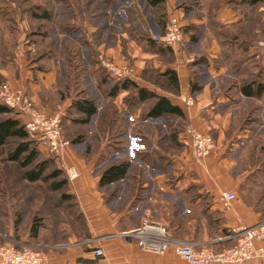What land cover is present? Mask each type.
Returning a JSON list of instances; mask_svg holds the SVG:
<instances>
[{
    "label": "crops",
    "instance_id": "obj_1",
    "mask_svg": "<svg viewBox=\"0 0 264 264\" xmlns=\"http://www.w3.org/2000/svg\"><path fill=\"white\" fill-rule=\"evenodd\" d=\"M137 1L140 6L138 8L131 7V38L128 36L131 39V57L136 61L133 64L138 74L136 83L156 95L167 97L172 105L183 110L185 117L183 120L171 117L144 120L141 119V116L148 113L149 103L140 102L134 106L136 109L134 114L130 115L129 108L124 103L129 92L119 91L116 96H109L107 89L113 85L110 79L103 75L106 73L101 68L94 67L91 62H88V69L90 68L91 73L94 72L100 86L99 91L106 95V99H108L106 102L109 104L107 106L105 101L101 100L102 95H96L94 97L97 101L96 115L101 114L100 111L110 112V117L111 115L113 117V121L110 119V124L114 125L115 121L117 122L116 126L119 127L122 123V130L131 129V131L138 132L146 144V151L141 157L148 156L155 166L146 163L143 158L135 159L131 163V171L129 170L125 179L106 187H100V176L104 170L125 157H109L107 153H97L88 158L85 154L88 139L84 140L82 144H75L73 143L74 139H69L73 146L64 151L62 162L63 165L76 167L79 171V178L73 183L69 182V195L74 197V202L82 215L79 220V228H74L78 221L73 219H71L72 225L66 222H56L54 226L49 223L48 228L42 230L40 238L31 241L29 230L33 216L32 210L38 203L37 200H33L30 204L32 207L27 212L18 201V207L21 205L23 213L18 238L12 240L14 230H7L5 234L0 233V243L12 241L23 247L38 249L48 256L47 264H188L176 256L170 247L163 254L150 252L142 249L138 240L127 236V234L144 229L148 226L146 225L148 222L152 227L163 228L173 243L192 242L198 248L206 246L220 252L231 247L229 242L232 241L224 236L225 229L230 231L236 227L253 226L264 222L261 220L263 219L262 214L256 210L257 207L255 209L256 204L247 202L245 198L238 199L230 212H224L220 205L222 192L231 191L237 195L239 193L235 178L245 175V172L242 171L238 175L237 168L239 164H243L240 160L247 158L243 157L244 149L241 146H247L246 140L250 134L246 127L233 137H231L232 135L227 137V132L231 130L232 123L239 122V118L250 112V104H255L258 110V107L261 108L260 104L264 105V100L255 101L240 93V80L229 72L218 38L219 35L221 36V27L225 29L224 33L227 30L239 32L240 29H243L244 38L252 31L259 34L260 37H255L256 41L249 47L250 58L245 61V66L249 69V64L254 62V69H252L253 71L249 70L250 73L264 80L262 66L264 52L258 47V43L262 41L263 37L264 3L259 2L260 6L257 7L248 4V1L252 0H165L164 14H169L179 2H182L184 9H187L183 13L184 25L187 29L191 26L188 29L190 32L187 37L186 50L177 53L175 60L171 62L168 61V58L150 51L147 46L149 39L146 34L164 32V25L160 22L163 20L162 15L159 16L158 13H155L146 0ZM131 3L134 4L133 1ZM179 10L180 13L183 12L182 8ZM37 14L40 15V13ZM29 15L32 27L40 28V22L35 20L32 13ZM67 16L69 15L67 14ZM97 16L100 24L96 25L95 33L99 35H95L94 31L91 34L98 37H96L99 41L98 44L95 43L96 39H93L95 45L90 42L92 36L89 35L87 36L89 38H86L83 31L89 30L86 31L82 26L80 30H73L74 28H70L71 31L65 30L66 33L61 39L62 43L59 41V44H55V48L57 51H63L61 54L66 56V60L61 62L59 60L56 64L52 63L55 59L42 60L45 56L49 57L55 53L52 44L44 50L40 47L39 51L42 52H39L37 42L34 43L37 51L41 53L39 56L36 55V60H34L30 58L26 49L28 45L24 43L26 40L23 38L20 43L21 56L17 57V65L23 64L24 67L19 71L9 68L1 72L4 77L14 76L7 83L16 89L24 90L41 108V105H45L44 101L46 100H44L43 93L40 92V86H34L28 82V74L24 75L28 71H26V67L30 61L34 60L36 68H45V70L38 69L37 72L38 78L43 80L44 86L50 87L55 83L62 86L69 76L66 63L74 67L78 65V61H82V58L74 55V50L77 55L80 52L76 45L78 35L82 43L84 39L92 44L97 55L99 52H103L119 64L117 51L121 49V46L112 42V30L115 28L116 22L118 24L125 22L126 24L129 19L126 16L122 17L120 13L111 15L99 13ZM54 20L55 14L53 13L51 21L44 26H49ZM44 26H41L39 31H43ZM105 27H107L106 33L104 32V38H102L101 30ZM91 29L94 30V27ZM192 34L195 37L194 40H190ZM239 36L242 37L241 35L237 37ZM106 37L110 46L108 50L104 51L103 39ZM243 40L234 42L235 51L242 48L245 43ZM191 59L195 60L194 64L189 62ZM36 61H40L39 65ZM151 64L153 66L149 67ZM60 66L63 67V74ZM79 66L82 64L80 63ZM145 66H148L149 71H160L161 73L167 69L175 71L178 75L179 92L163 89L150 80L142 78L141 72ZM16 68L19 69L18 66ZM81 71L84 70L76 69L75 88L78 87L76 84H79V88L82 84L80 82ZM85 80V85L92 84L88 77ZM192 87H194L193 90ZM29 88H31L30 91ZM58 90H60L59 87L54 86L52 93L56 94ZM81 92L80 89L78 92L75 91V94L79 96L77 97L78 101L87 100ZM183 95L194 97L195 106L187 108L181 101ZM209 102L214 103V109L201 111V106ZM70 107L73 108V103H70ZM257 110L254 112L257 113ZM6 115L11 116L12 114L8 110ZM128 116L135 117L137 122L131 123L130 126L127 123ZM101 122L102 118L98 123L97 132H99ZM186 124H191L202 132L210 133L216 140V152L202 164L193 159L176 137H172L174 128L180 129V125L185 126ZM108 125L104 128L105 131L102 132V135H106V138L117 136V131L113 132L107 129ZM119 127H116V130ZM89 140L92 142L95 139L91 137ZM167 147H171L172 150ZM168 161L173 164L172 168L168 166ZM147 166L151 168L149 169ZM246 174L247 180L250 179L252 172H246ZM243 190L248 193L249 187L243 188ZM249 198L251 199L250 194ZM23 200H25L24 197H21L20 202L23 203ZM10 220L14 224V219ZM71 229H73L72 233H70ZM146 230L148 229L146 228ZM97 249H102L105 256L96 257L94 251ZM245 264H264V259Z\"/></svg>",
    "mask_w": 264,
    "mask_h": 264
},
{
    "label": "rangeland",
    "instance_id": "obj_2",
    "mask_svg": "<svg viewBox=\"0 0 264 264\" xmlns=\"http://www.w3.org/2000/svg\"><path fill=\"white\" fill-rule=\"evenodd\" d=\"M131 1L134 2V4L131 3ZM129 3V4H128ZM138 8L140 6L139 2L137 0H0V13H3L6 15L7 18L4 17V15L0 16V85L3 83H7L9 79L13 78L14 76H7L4 77V75L1 74V72L8 70L9 68H13L16 71H19L21 69H17V57L21 56V48L20 43L22 39L24 38L26 41L24 43L30 42V45L33 43H36L38 47V51L41 47L42 50L48 47V45H53L55 53L52 54V56H45L42 60L47 59H55L52 62L53 64L56 62H61L66 60V56L62 55L61 53L63 51H57L55 48V44L62 43V37L65 35L66 27L70 24L69 28H74L73 30H80L81 26L85 28V30H89L87 32L83 31V34H85L86 38H89L87 36L90 35V42L95 45L98 44V37L95 35H99L95 33V29L97 28L96 25L100 24V22L97 20V15L99 13H108L109 15L114 13H120L122 14V17L126 16L127 19H129V22L125 24L119 22V24L116 22L115 28L112 30L113 34V40L112 42L117 45L119 44L121 46V49H118L117 51V60L120 62L119 64H127V65H133L136 63V61L133 60L131 57V7ZM50 8L51 13L55 14V20L52 21V23L49 26H44L42 29L43 31H39L40 28H34L31 25V18L29 17L30 13H43L46 9ZM177 10L181 9L183 12H181V16L184 19V11L187 9H184V4L181 2L178 3V5L175 7ZM165 8L161 10L162 13H165ZM159 12V11H158ZM67 14L69 16H67ZM5 18V19H4ZM121 18V17H120ZM7 19V20H6ZM94 27V30L91 28ZM107 27L101 30L102 34L101 37L104 38L103 34L105 32ZM94 31L95 35L91 34ZM106 33V32H105ZM255 32H251L249 36L252 38H255L259 34H256ZM84 36V35H83ZM94 36V37H93ZM130 38H129V37ZM78 35L76 41V45L78 48V51L80 50L79 54L77 55L76 50H74V55L76 54L77 57L82 58V61H78V65L81 63L82 66H74L72 67L69 63L67 64V70L69 71V76L66 82L60 86L58 83L53 84L50 87L44 86L43 80L38 78V69L39 70H45V68L40 67L36 68L34 65V60H36V55L39 56V52L42 51H30L27 46V52L30 54V58L34 59L30 61L28 67H26V74H28V82L35 85L40 86V92L43 93L44 97V104L41 105V108H45V111H50L52 113L55 112H62L64 114L63 116V132L68 139H75L76 137H80L84 135V137L87 140V150L85 152L86 156L90 158L93 155H96L97 153H107L109 157H125V160L127 158V161L131 163V153L129 152L131 149V141L129 142V135L132 136H142L138 135V132H135L134 130H128L126 136H122L121 134L125 133V130H122V123L119 126H116V123L114 121V125L112 123L110 124V119L113 121V117L110 112L105 113L104 111H100L101 114H98L94 116V118L91 119L90 123L87 126H83L81 121L83 117L77 112L75 108V101H78L79 97L75 94V91H79V89L82 91L83 97L87 99H92L96 103V95L100 94L102 95L101 100L105 101V104L109 106L108 99H106V95L103 94V92L99 91L100 86L98 85V80L94 74V72L91 73L90 68L88 69V62H90V59L93 55V50L89 47H86L83 45L82 41L79 38ZM97 37V38H96ZM100 37V39H101ZM117 38V39H115ZM40 43H38V41ZM96 39L95 43L94 40ZM93 41V42H92ZM262 41H264V31H263V37ZM103 44L105 46V50H108V47L110 44L108 43V38L106 37L103 39ZM102 43V42H101ZM91 44V45H92ZM188 42L186 41L185 44L181 47L182 51H185L187 48ZM22 46V45H21ZM60 48V46H59ZM66 49L64 48V51ZM90 50V51H89ZM97 51V50H96ZM60 52V53H59ZM99 52V50H98ZM119 52V53H118ZM264 52V50H263ZM46 53V52H45ZM51 53V52H50ZM97 53V52H96ZM100 53V52H99ZM98 53V54H99ZM47 58V59H46ZM89 60V61H88ZM41 61V60H40ZM38 62V65L40 63ZM142 63V61H140ZM42 65H44L43 62H41ZM195 61L191 64H194ZM142 65V64H141ZM153 66L152 64L149 65V67ZM249 70L253 71L255 63L252 62L249 64ZM263 69H264V62L262 63ZM39 67V66H37ZM61 67V73L63 74V67ZM148 66H145L143 68V71L141 72L142 77L145 80H150L153 83H156L157 85H160L163 89H168L170 91H173L171 88H166L168 85L166 80H163L161 78L157 77V74L155 72H150L147 68ZM82 69L84 71H81L82 76L81 78V86L79 88V84H76L78 87L75 88L74 81L76 80V69ZM47 69V67H46ZM16 74V73H15ZM102 74V73H101ZM103 75H105L103 73ZM98 76V75H97ZM83 77V78H82ZM88 77L89 80L92 82V84H86L85 78ZM100 78V76H98ZM97 82V83H96ZM74 85V86H73ZM57 86L60 90L56 94L52 93L53 87ZM29 87V86H28ZM31 87V86H30ZM31 88H29L30 91ZM93 94V95H92ZM70 103H73V108L70 107ZM47 105V106H46ZM261 108L258 107L257 114H253L252 118L249 119L250 123L257 118L259 121L254 122L256 124H253L251 127V133L255 131L254 134L250 140V135L246 140L247 146H241L243 148L244 156L247 157L246 159L242 158L240 162H243L245 164V168L243 164L238 165V175L241 174L242 170H245V175L241 177L238 176L235 178L237 187L239 189V193L237 195V200L240 198H245L247 202H257L256 196H252L251 199L249 198V191L246 193L243 188H246L249 183L253 185H260L264 187V178H260L263 173H260L259 177H255L253 180L246 178V172H251L255 170L263 171L264 172V105H259ZM8 112V109L4 107L2 104H0V120L5 117H10V115H6ZM105 113V114H104ZM248 114V113H247ZM247 114L243 116L242 118H239V122L232 123L231 130L227 132V137L238 134L240 130H244V120H246L245 117H247ZM107 115L109 116L107 119H104V123L109 124L108 128H113V132L117 131V136L113 135L111 138H106V135H102L99 132H97V126L100 121V119L103 116ZM116 118V117H114ZM124 118V117H123ZM121 120V118H120ZM121 122V121H120ZM131 120L130 117H127V123L131 126ZM173 123V121H171ZM116 127H119V129L116 130ZM106 128V126L104 127ZM107 128V129H108ZM115 129V130H114ZM115 134V133H114ZM119 134V135H118ZM210 134V133H209ZM211 135V134H210ZM213 136V135H211ZM91 137H93L95 140H89ZM116 137H119V139H116ZM214 138V136H213ZM240 141V140H239ZM245 140L243 139V142ZM143 144H145L143 140ZM146 145V144H145ZM178 145V144H176ZM11 146L0 148V196L3 195V193H7L6 188L13 189L11 193L15 194L16 202L19 201V203L22 205V207L28 212L29 206H31V202L34 200H39L38 205H34L32 214H36V210L39 209L38 217H44L47 222L45 223V227L49 225V223H52L55 226V223H62L66 222L69 225L71 224V219L74 221L77 220L76 218L77 213L74 211V207L70 206L69 204H60L59 202V195L58 193H52L48 189V185L39 182L36 185H27L22 180V169L17 163H11L7 160L9 152H11ZM170 150H172L171 147H167ZM253 153V156L252 154ZM255 154V155H254ZM45 155V158H48L47 154ZM144 155V154H143ZM137 158L142 159V155H136ZM251 156L253 159H251ZM50 157V156H49ZM173 158V156L171 155ZM44 158V159H45ZM174 159V158H173ZM244 160V161H243ZM169 167H173V164L171 162H167ZM100 164V163H99ZM247 164V165H246ZM62 164H59L58 166L61 167ZM131 166V164H130ZM131 171V167H130ZM234 179V178H233ZM246 179V180H245ZM57 182H60V179L56 180ZM245 181V182H244ZM248 183V184H247ZM25 189L23 190V193L18 191L17 189H21L23 187ZM255 190V188H253ZM250 190V189H249ZM18 191V192H17ZM243 191V193H241ZM259 192V190H258ZM260 192H264L263 190H260ZM21 197H24L25 200H23L21 203L20 199ZM49 199L51 202H46L45 204H42V201ZM13 204H8V200H0V225L4 227L5 231L7 230H14V224H12V221L10 219H14L15 223V217L16 214L20 213L21 205L14 204L15 200H13ZM259 202L264 205V195H260ZM27 204L28 206H25ZM4 205V210L1 206ZM57 205V206H56ZM60 206V209L59 207ZM32 207V206H31ZM17 210V211H16ZM258 210H261V207H258ZM264 211V209H263ZM57 213V214H56ZM21 212V216H22ZM20 216V219H21ZM45 220V221H46ZM78 221V220H77ZM79 221L74 225V228H79ZM48 228V227H47ZM46 228V229H47ZM73 228V227H72ZM73 232V229L70 230V233ZM14 234V232H13ZM12 234V240L15 239V237ZM18 234V233H17ZM6 241V240H5ZM6 243H12L15 244L18 248H22L23 246L18 245L15 242H3L2 244ZM34 243V242H33ZM229 246L234 245V241L229 242ZM38 250V249H37ZM40 251V250H39ZM245 264V263H244Z\"/></svg>",
    "mask_w": 264,
    "mask_h": 264
},
{
    "label": "built area",
    "instance_id": "obj_3",
    "mask_svg": "<svg viewBox=\"0 0 264 264\" xmlns=\"http://www.w3.org/2000/svg\"><path fill=\"white\" fill-rule=\"evenodd\" d=\"M129 4V3H128ZM165 30L162 33L146 34L147 38L163 48H169L175 52L180 51L187 41L184 33V19L180 10L173 8L168 14ZM30 51H35L36 45L26 43ZM258 47L264 50V41L258 43ZM98 66L108 75L112 84L136 81L137 71L133 65L118 64L105 53L100 52L97 57ZM191 59L189 62L193 63ZM23 69V64L17 65ZM182 103L187 108L195 106L196 101L192 96H181ZM0 104L6 107L11 116L20 121L31 140L35 141L42 154H47L55 162L61 165L70 183L79 178V171L76 167L63 165V153L67 148L73 146L72 141L66 138L63 132L64 114L49 113L38 107L33 99L22 89H16L9 83L0 85ZM214 109V103L209 102L201 106V111ZM130 117V123H136L135 117ZM131 130V129H130ZM131 141L132 159H138L136 155H143L146 145L141 137L129 135ZM179 143L187 150L197 163H204L211 158L217 149V143L209 133L202 132L186 124L179 135ZM130 149V153H131ZM130 163V164H131ZM147 168H151L147 166ZM237 201V194L231 191H224L220 194V205L224 212H230ZM144 229L127 236L136 238L140 247L144 250L163 254L167 248H172L176 256L188 264H244L251 261L264 259V222L253 226H240L232 229L231 235L226 239L234 241V245L216 252L210 247L198 248L195 243H173L161 227H152L146 222ZM146 228L149 230H146ZM96 257H104V251H94ZM48 256L43 252L32 248H18L15 244H0V264H47Z\"/></svg>",
    "mask_w": 264,
    "mask_h": 264
},
{
    "label": "trees",
    "instance_id": "obj_4",
    "mask_svg": "<svg viewBox=\"0 0 264 264\" xmlns=\"http://www.w3.org/2000/svg\"><path fill=\"white\" fill-rule=\"evenodd\" d=\"M147 3L153 8L155 13H158L163 20L160 22L165 26L168 19V14H164L161 12L162 9H166V1L165 0H146ZM263 2L264 0H252L248 1V4L255 5L257 7L260 6L259 2ZM52 10L50 8L46 9L43 13H40L36 15V13H32L33 17H35V20L40 22V28L41 26H44L46 23L51 21V16L53 13H51ZM159 11V12H158ZM4 15L5 18L6 15L3 13H0V16ZM264 15V13H263ZM4 18V19H5ZM253 20L252 18H249ZM7 20V19H6ZM45 21V22H43ZM70 26V25H68ZM191 27V26H190ZM189 27V28H190ZM188 28V29H189ZM222 31L220 32L221 36L219 35V42L222 49V55L224 58V61L228 64L229 72L233 75L239 78L240 85L239 90L240 93L246 97L250 98L255 101H263L264 100V80L258 78L257 76L250 73L249 69H247V66H245V61H247L250 58L249 53V47L256 41L255 38L250 37L249 35L244 38L245 34L243 29H240L239 32H236L234 30H227L225 33ZM185 26L184 33L185 36L188 37L189 30ZM67 31H71L69 27L65 29ZM264 31V26H263ZM247 33V32H246ZM238 35H241L240 38L237 37ZM141 39V38H140ZM195 37L192 34L190 36V40H194ZM243 40L245 43L242 46V48L238 51H235L234 48V42H238L239 40ZM149 43L147 44L150 51L155 52L161 57L168 58V61L173 62L177 56V53H182V49L180 51L175 52L172 49L169 48H163L160 45H157L153 41L149 40ZM84 45H86L88 48L90 47L93 50V46L88 43L86 40L83 39ZM97 53L95 50H93V55L90 59V62L92 66H98L97 61ZM99 67V66H98ZM102 69V68H101ZM103 70V69H102ZM104 71V70H103ZM105 72V71H104ZM155 72L157 74L158 78H161L163 80H166L167 86L166 88L173 89L172 92H179V81H178V75L175 71L171 69H167L164 73H161L160 71H150ZM106 73V72H105ZM107 78L108 75L105 74ZM143 78V77H142ZM111 82V81H110ZM152 82V81H151ZM153 83V82H152ZM157 85L156 83H153ZM160 86V85H159ZM161 87V86H160ZM162 88V87H161ZM194 87H192V90ZM109 92V96H116L119 91H127L129 92V96L125 98L124 103L126 106H128L130 115L134 114L136 109H134V106H136L137 102L140 103H149L148 104V113L145 116H141V119L148 120L149 118H181L183 120L184 112L182 109H180L177 106H174L171 104L170 100L167 97H162L159 95H156L155 93L144 89L143 87H140L136 81H127L124 83H114L109 89H107ZM168 90V89H166ZM170 91V90H169ZM75 108L77 112L83 117L81 121L82 125L85 127L87 126L91 119L97 114V106L96 102L94 100H84V101H78L77 104H75ZM147 105V104H146ZM140 106V105H139ZM250 112L247 114L246 120H244V127L248 128L251 133V127L253 124H256L254 122H258L259 120L255 118L251 123L249 119L252 118V115L256 112H254L256 109L255 104H250L249 106ZM8 114V112H7ZM109 116L105 115L102 117V122L99 126V133L102 134L104 132V127L107 125V123H104V119H107ZM180 129L174 128L172 132V137H176V139L179 140V135L182 131V129L185 127L183 125H180ZM109 130H113L111 128H108ZM112 133V131H111ZM252 133H256L253 131ZM250 135V140L254 134ZM122 136L127 135V131L125 133L121 134ZM116 139H119V137H116ZM86 140L84 135L78 136L73 140V143L75 144H82ZM216 141V140H215ZM12 147L11 152H9L7 160L11 163H17L20 168L22 169V181L25 182L27 185H36L39 182H43L48 185V189L52 193H58L59 195V202L60 204H69L70 206H73L75 209L74 211L77 213L76 218L79 221L81 219L80 212L78 211L77 204H75L74 197L69 195L70 192V183L67 178V175L63 169H61L58 164L55 162L53 158H45V155L41 153V151L38 149L37 144L35 141L31 140L28 133L25 131L24 127L22 126V123L13 117H5L0 120V148L5 147ZM217 150V149H216ZM216 152V151H215ZM253 156V153H251ZM255 155V154H254ZM251 156V159L253 157ZM143 156V160H145L146 163L155 166L153 161L148 158V156ZM45 158V159H44ZM247 165V164H246ZM243 166L245 168V164L243 163ZM130 163L129 161L123 159L119 162L110 165L107 167L104 172L100 176V187H106L111 184H115L123 179H125L129 173L130 170ZM156 167L158 168L157 164ZM138 170V168H136ZM242 172H245V170H242ZM241 172V173H242ZM252 175L250 176V179L253 180L255 177H259L260 173H263L260 178H264V172L259 170H253L251 171ZM60 179V182H57L56 180ZM23 187V186H22ZM26 187V186H25ZM25 187L21 189H17L18 191L23 193V190ZM249 187L250 191V197L256 196L257 202L255 203V209L257 207V211L262 214L264 221V205H262L260 200V195H264V192H260V190H263L264 187L260 185H253L249 184L247 185ZM255 188V190L253 189ZM7 193H3V195L0 196V200H8V204H13V200H15L14 204H18V201L16 202V197L14 193H11L13 189L6 188ZM259 190V192H258ZM17 191V192H18ZM46 202L50 203L51 201L49 199H46L45 201H42V204H45ZM39 204V200H38ZM25 206H28L25 204ZM57 206V205H56ZM4 210V205L1 206ZM60 209V206H58ZM258 207H261V210H258ZM31 206H29L30 211ZM61 210V209H60ZM17 211V210H16ZM39 209H37L36 214H33L31 226L29 230V239L31 241H36L40 238V235L42 233V230L45 229V218L44 217H38ZM23 214V213H22ZM57 214V213H56ZM21 211L20 213L16 214V220L14 223V237L15 239L18 238V232L20 231V224H21ZM76 221V220H75ZM231 230H224V236L228 237L231 235ZM0 233L5 234L6 231L3 226L0 225ZM2 244V243H0Z\"/></svg>",
    "mask_w": 264,
    "mask_h": 264
}]
</instances>
